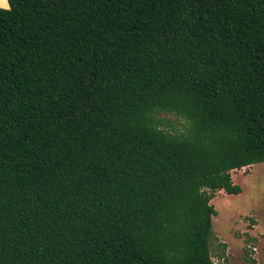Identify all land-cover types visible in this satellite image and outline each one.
Listing matches in <instances>:
<instances>
[{
	"label": "trees",
	"instance_id": "obj_1",
	"mask_svg": "<svg viewBox=\"0 0 264 264\" xmlns=\"http://www.w3.org/2000/svg\"><path fill=\"white\" fill-rule=\"evenodd\" d=\"M7 4L0 264H212L210 200L264 162V0Z\"/></svg>",
	"mask_w": 264,
	"mask_h": 264
},
{
	"label": "rangeland",
	"instance_id": "obj_2",
	"mask_svg": "<svg viewBox=\"0 0 264 264\" xmlns=\"http://www.w3.org/2000/svg\"><path fill=\"white\" fill-rule=\"evenodd\" d=\"M169 132L181 130V120L161 115ZM237 195L216 191L210 204L216 214L211 218L208 241L212 264H264V162L229 173ZM251 260L253 262H251Z\"/></svg>",
	"mask_w": 264,
	"mask_h": 264
},
{
	"label": "crops",
	"instance_id": "obj_3",
	"mask_svg": "<svg viewBox=\"0 0 264 264\" xmlns=\"http://www.w3.org/2000/svg\"><path fill=\"white\" fill-rule=\"evenodd\" d=\"M1 9H7L8 8V4H7V0H5L4 5L0 6Z\"/></svg>",
	"mask_w": 264,
	"mask_h": 264
},
{
	"label": "snow or ice",
	"instance_id": "obj_4",
	"mask_svg": "<svg viewBox=\"0 0 264 264\" xmlns=\"http://www.w3.org/2000/svg\"><path fill=\"white\" fill-rule=\"evenodd\" d=\"M5 0H0V6L4 5Z\"/></svg>",
	"mask_w": 264,
	"mask_h": 264
}]
</instances>
